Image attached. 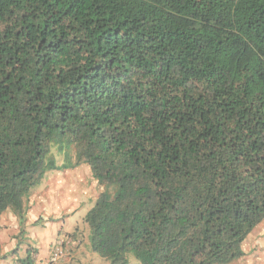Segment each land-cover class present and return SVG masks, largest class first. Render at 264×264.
Masks as SVG:
<instances>
[{
    "label": "trees",
    "instance_id": "1",
    "mask_svg": "<svg viewBox=\"0 0 264 264\" xmlns=\"http://www.w3.org/2000/svg\"><path fill=\"white\" fill-rule=\"evenodd\" d=\"M54 145L106 186L84 219L110 264L241 258L264 220V0H0V219L22 232Z\"/></svg>",
    "mask_w": 264,
    "mask_h": 264
},
{
    "label": "rangeland",
    "instance_id": "2",
    "mask_svg": "<svg viewBox=\"0 0 264 264\" xmlns=\"http://www.w3.org/2000/svg\"><path fill=\"white\" fill-rule=\"evenodd\" d=\"M70 148L72 147L67 146L64 151ZM53 151H56L54 156L60 167L48 171L32 189L26 201L28 211L40 217L41 222L48 223V225L43 223L42 230L47 227L49 232H53L56 231V225L59 227L63 225L62 236H58L61 233L59 231L56 236L49 233L50 237L58 236L51 241V251L53 247L61 244L64 250L63 262L108 264V260L95 254L90 247L86 248V253L79 254L78 259L75 258L78 248L88 246L89 226L85 222V215L95 205L99 194L106 190V186L94 177L87 162H77L75 151H70L69 155H66L57 145H54ZM62 164L71 167L64 168ZM110 190L114 192L115 187L112 186ZM8 211L13 212L10 209ZM74 243H77L75 249ZM242 250L244 255L231 264H264V220L248 234ZM129 257V264H140L133 255L129 254Z\"/></svg>",
    "mask_w": 264,
    "mask_h": 264
},
{
    "label": "crops",
    "instance_id": "3",
    "mask_svg": "<svg viewBox=\"0 0 264 264\" xmlns=\"http://www.w3.org/2000/svg\"><path fill=\"white\" fill-rule=\"evenodd\" d=\"M13 212L6 211L0 219V264H14L15 262L22 264L28 254H32L34 264H45L47 261H50L51 241L55 237H50L49 233H51L52 236H56L59 231L61 233L58 236H62V231L64 230L61 229L63 225H60V227L56 225V231L53 232H49V230L46 229L47 227L42 230L43 223L46 225H48V223L41 222L40 217L32 214L27 209L25 212V227L22 232L19 216ZM30 216H33V218ZM65 234L63 235L64 237H66ZM76 245L77 243H74V249ZM87 245L88 246L83 248H78V252L76 251L75 253L77 254L75 255L76 259H78L77 256L79 254L83 252L86 253V248L90 247L89 236ZM33 252L37 253L34 254ZM107 262L110 264L109 261Z\"/></svg>",
    "mask_w": 264,
    "mask_h": 264
},
{
    "label": "built area",
    "instance_id": "4",
    "mask_svg": "<svg viewBox=\"0 0 264 264\" xmlns=\"http://www.w3.org/2000/svg\"><path fill=\"white\" fill-rule=\"evenodd\" d=\"M64 254V250L61 244L56 245L53 247L51 251V260L47 261L45 264H50V263H57V262H63L62 257ZM14 264H21L18 262H15Z\"/></svg>",
    "mask_w": 264,
    "mask_h": 264
},
{
    "label": "clouds",
    "instance_id": "5",
    "mask_svg": "<svg viewBox=\"0 0 264 264\" xmlns=\"http://www.w3.org/2000/svg\"><path fill=\"white\" fill-rule=\"evenodd\" d=\"M32 256V255H31ZM33 259V258H32Z\"/></svg>",
    "mask_w": 264,
    "mask_h": 264
}]
</instances>
